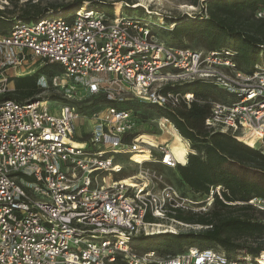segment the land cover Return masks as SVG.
Instances as JSON below:
<instances>
[{
    "label": "built area",
    "instance_id": "built-area-1",
    "mask_svg": "<svg viewBox=\"0 0 264 264\" xmlns=\"http://www.w3.org/2000/svg\"><path fill=\"white\" fill-rule=\"evenodd\" d=\"M84 4L67 18L16 21L5 34L0 30V96L13 90L8 70L37 58L59 64L71 89L107 102L85 114L38 99L0 101V264H262V254L233 258L215 247L166 256L134 250L130 239L153 226L147 215L163 217L178 207L170 200L176 191H152L149 179L125 184L118 156L135 163L132 157L146 144L160 149L159 163L174 168L179 161L168 142L151 145L132 135L137 114L122 105L128 99L157 107L190 104L192 93L161 88L196 79L232 95L211 101L208 128L229 131L252 147L264 144V71L242 72L228 50L166 45L137 19L107 17ZM58 80L54 85L63 89Z\"/></svg>",
    "mask_w": 264,
    "mask_h": 264
},
{
    "label": "trees",
    "instance_id": "trees-1",
    "mask_svg": "<svg viewBox=\"0 0 264 264\" xmlns=\"http://www.w3.org/2000/svg\"><path fill=\"white\" fill-rule=\"evenodd\" d=\"M83 1L75 0L67 10L53 6L50 11L48 8L31 4L23 8L14 20L7 17L11 10L0 9V30L5 34L16 21L33 22L40 18L57 16L67 18L84 4ZM89 5L97 9L96 4ZM98 5L109 9L111 16L116 13L112 4L100 2ZM204 10L205 13L197 16L182 14L165 17L166 24L154 25L164 30L166 26L173 25L166 31L176 46H179L183 39L195 40L207 51L228 50L235 67L242 72L264 71V65L258 64V60L264 59V17L256 18L257 11H264V0H205ZM119 13L144 24L143 18L137 14L131 16L122 13L120 9ZM49 64L55 65L52 67L61 72L59 64ZM39 72L52 75L49 69ZM13 83V90L0 96V101L12 99L25 102L39 99L36 98L40 92L37 73L16 76ZM161 91L181 95L192 93L194 96L190 104L180 100L172 107H157L137 101L149 106L160 118L167 119L180 136L188 141L190 152L186 162L178 163L174 167L178 182L194 196L208 197L210 190L217 187L220 191L214 190L212 193L213 201L209 211L186 215L181 208L176 207L167 214L169 218L185 223H197L204 228L187 233H141L133 236L129 245L142 252L155 251L161 256L176 254L195 246L221 247L227 256L233 258L248 256L253 260L259 257L264 253V241L261 240L264 222L251 217L255 208L249 201H264V152L260 147L246 144L229 131L210 129L205 124L210 114L211 101L225 102L227 97L232 95L217 83L203 79L167 84ZM219 94L221 98L217 97ZM96 101L100 102L101 106L107 103L103 96L96 97ZM132 101L136 100L128 99L122 106L130 108L128 104ZM137 134L135 131L132 135ZM236 209V213L230 212ZM145 220L155 222L156 218L147 215ZM238 237L244 238V242H238ZM247 238L252 239L253 243H248ZM114 264H121L120 259Z\"/></svg>",
    "mask_w": 264,
    "mask_h": 264
},
{
    "label": "rangeland",
    "instance_id": "rangeland-1",
    "mask_svg": "<svg viewBox=\"0 0 264 264\" xmlns=\"http://www.w3.org/2000/svg\"><path fill=\"white\" fill-rule=\"evenodd\" d=\"M75 0H0V9L11 10L8 13L7 17L12 20L17 19V14L21 12L23 8L28 7L31 4H35L39 8H48L49 11L57 6V9H65L74 4ZM103 2L105 4H112L113 10H116V13H119V9L122 13L128 15H135L143 18L142 22L146 24L158 41L164 42L166 45L172 46L171 36L167 33L166 30H170L173 25L166 26V30L161 29L154 24H166L165 17H176L181 16L182 14H188L190 16H197L200 13H205L204 4L205 0H84L83 3L87 4H96L95 7L97 10H103L107 17L111 16V11L105 7H102L98 4ZM130 6V7H129ZM262 11V10H259ZM258 12V11H257ZM264 12V11H262ZM256 18L259 17L256 13ZM191 50L200 51L202 53L209 52L203 46L197 44L195 40L189 41L188 39H183L179 46ZM259 65H264V59L258 60ZM55 65H50L49 63L35 59H28L26 63L10 68L8 70L7 76L9 78V87L13 88V78L16 76L22 75H31L37 73V84L40 87L39 94L36 95L38 100L47 102L48 106L53 109H57L61 105H71L76 109L85 112V114L90 113L98 108L101 103L96 101L98 96H90L83 92L82 90L75 88L71 89V86H74V83L65 80L61 72L55 69ZM51 70L52 75L48 76L47 73L39 72V70ZM258 71V70H257ZM58 77V82L60 84L65 83L63 89L54 85V78ZM62 78V79H61ZM225 94H227L225 92ZM218 98L220 94L217 95ZM230 97H227V100ZM134 100V99H132ZM226 100V101H227ZM128 104L137 114V127L136 132L141 135L152 136L154 142L159 146L162 142L167 141L171 147L172 143H175V132L179 136L180 142L186 147V156L184 155V160L179 161V163L184 164L186 161L187 154L190 152L189 143L184 138H181L180 134L174 128V126L167 120L162 121L161 118L157 115L155 111H152L149 106L142 104L136 101L130 102ZM75 123H78L76 120ZM162 123V124H161ZM89 126L85 124L83 131L87 132ZM153 133V134H150ZM160 137V138H159ZM163 139V140H162ZM169 139V140H168ZM185 143V144H184ZM257 146L264 148V144H258ZM160 149L155 146H148L145 144L143 153H135L132 157L135 163H142L144 160L145 163L139 165L131 162L128 158L123 156H118L119 162L123 165V173L118 176V178H131V181L137 183L143 179H149L150 185L149 188L152 191H159L165 186H171L176 191V195H173L170 198L171 202L174 205H178L179 208L186 215H192L194 213H204L209 211L212 206L213 198L212 196L200 197L194 196L186 187L180 185L178 182V176L174 173V168L167 167L158 162L160 157ZM149 158V160H147ZM215 190V189H214ZM220 189H218V192ZM253 203H250L254 206L253 212H251V217L254 220L264 222V203L257 201L256 199L252 200ZM231 213H236V210H230ZM152 225L149 228L148 233H157V232H171V233H187V232H196L202 227L197 223H185L177 221L175 219L169 218L166 215L163 217H156V221L152 222ZM139 235V234H136ZM135 235V236H136ZM244 238L238 237L236 240L238 242H244ZM264 241L263 238L261 239ZM260 240V241H261ZM248 243H253L252 239L247 238ZM133 248V247H132ZM214 248V247H213ZM218 250L223 251L221 247H215ZM139 253H142L138 248H133ZM158 249V248H156ZM158 255V254H157ZM264 255V253H262ZM161 256V255H159Z\"/></svg>",
    "mask_w": 264,
    "mask_h": 264
},
{
    "label": "bare ground",
    "instance_id": "bare-ground-1",
    "mask_svg": "<svg viewBox=\"0 0 264 264\" xmlns=\"http://www.w3.org/2000/svg\"><path fill=\"white\" fill-rule=\"evenodd\" d=\"M84 5H87V3L86 4H84ZM118 13V12H117ZM162 124V123H161ZM141 138H142V140L144 141V142H146V143H150L151 145H154L155 143H154V140H153V138H152V136H149V135H142L141 136ZM160 138V137H159ZM182 138V137H181ZM163 140V139H162ZM169 140V139H168ZM174 141H175V143H172L171 144V150H172V152L174 153V155L176 156V158L178 159V160H180V161H183L184 160V155H185V153H186V151H187V149H186V147H184V145L180 142V139H179V136L176 134V132H175V138H174ZM185 144V143H184ZM123 180V182L125 183V184H131L132 185V183H133V181H131L129 178H123L122 179ZM261 263L262 264H264V258L262 259V261H261Z\"/></svg>",
    "mask_w": 264,
    "mask_h": 264
},
{
    "label": "crops",
    "instance_id": "crops-1",
    "mask_svg": "<svg viewBox=\"0 0 264 264\" xmlns=\"http://www.w3.org/2000/svg\"><path fill=\"white\" fill-rule=\"evenodd\" d=\"M186 160V159H185Z\"/></svg>",
    "mask_w": 264,
    "mask_h": 264
}]
</instances>
